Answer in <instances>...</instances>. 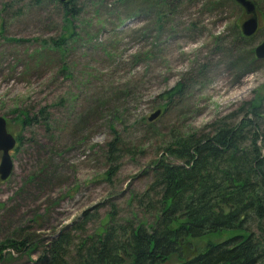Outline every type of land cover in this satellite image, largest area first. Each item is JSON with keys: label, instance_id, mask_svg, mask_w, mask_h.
Returning <instances> with one entry per match:
<instances>
[{"label": "rangeland", "instance_id": "374dc122", "mask_svg": "<svg viewBox=\"0 0 264 264\" xmlns=\"http://www.w3.org/2000/svg\"><path fill=\"white\" fill-rule=\"evenodd\" d=\"M252 1L258 30L243 37L235 0H74V34L58 0H0V115L16 138L0 179V264H34L85 211L84 235L113 205L118 220L154 221L131 197L171 138L263 93L264 0ZM114 131L132 153L107 178ZM23 238L21 250L3 244Z\"/></svg>", "mask_w": 264, "mask_h": 264}, {"label": "trees", "instance_id": "16d2710c", "mask_svg": "<svg viewBox=\"0 0 264 264\" xmlns=\"http://www.w3.org/2000/svg\"><path fill=\"white\" fill-rule=\"evenodd\" d=\"M61 7L74 34V0ZM209 127L173 136L151 167L150 183L132 195L153 222L118 220L113 205L103 229L84 235L92 218L85 211L71 231L42 244L34 264H264V90ZM113 133L107 178L132 153L122 152ZM30 242L3 244L21 250Z\"/></svg>", "mask_w": 264, "mask_h": 264}, {"label": "water", "instance_id": "95a60500", "mask_svg": "<svg viewBox=\"0 0 264 264\" xmlns=\"http://www.w3.org/2000/svg\"><path fill=\"white\" fill-rule=\"evenodd\" d=\"M65 2L67 0H58ZM245 11L246 17L241 25V33L244 36H251L258 30L256 6L252 0H235ZM254 53L257 59L264 58V39L255 46ZM161 113L160 109L155 110L148 118L153 120ZM5 117L0 115V179H6L12 170L10 150L14 147L15 136L7 130Z\"/></svg>", "mask_w": 264, "mask_h": 264}, {"label": "bare ground", "instance_id": "6f19581e", "mask_svg": "<svg viewBox=\"0 0 264 264\" xmlns=\"http://www.w3.org/2000/svg\"><path fill=\"white\" fill-rule=\"evenodd\" d=\"M257 20H258V18H257Z\"/></svg>", "mask_w": 264, "mask_h": 264}]
</instances>
